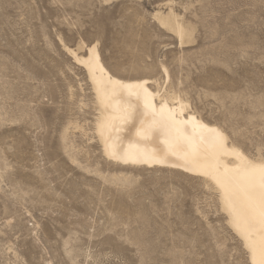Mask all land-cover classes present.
<instances>
[{
    "label": "rangeland",
    "instance_id": "374dc122",
    "mask_svg": "<svg viewBox=\"0 0 264 264\" xmlns=\"http://www.w3.org/2000/svg\"><path fill=\"white\" fill-rule=\"evenodd\" d=\"M169 10L183 44L154 17ZM93 44L264 159V0H0V264H249L208 182L102 156L63 49Z\"/></svg>",
    "mask_w": 264,
    "mask_h": 264
},
{
    "label": "bare ground",
    "instance_id": "6f19581e",
    "mask_svg": "<svg viewBox=\"0 0 264 264\" xmlns=\"http://www.w3.org/2000/svg\"><path fill=\"white\" fill-rule=\"evenodd\" d=\"M154 17L179 44L185 43L189 32L177 15L169 10ZM63 47L86 72L91 132L102 156L125 168L174 170L208 182L248 263L264 264V159L251 158L230 143L220 127L204 121L171 88L112 75L95 44L84 57Z\"/></svg>",
    "mask_w": 264,
    "mask_h": 264
}]
</instances>
